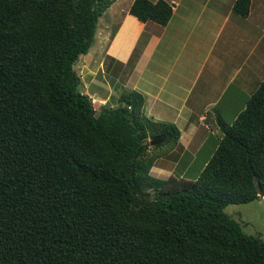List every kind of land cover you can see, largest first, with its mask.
I'll return each instance as SVG.
<instances>
[{
    "label": "trees",
    "instance_id": "16d2710c",
    "mask_svg": "<svg viewBox=\"0 0 264 264\" xmlns=\"http://www.w3.org/2000/svg\"><path fill=\"white\" fill-rule=\"evenodd\" d=\"M114 1L0 0V264H264V241L224 212L264 196V77L196 178L151 175L177 128L136 90L95 107L74 68ZM127 13L165 25L172 5Z\"/></svg>",
    "mask_w": 264,
    "mask_h": 264
},
{
    "label": "crops",
    "instance_id": "0c3cea01",
    "mask_svg": "<svg viewBox=\"0 0 264 264\" xmlns=\"http://www.w3.org/2000/svg\"><path fill=\"white\" fill-rule=\"evenodd\" d=\"M165 1L172 5L165 25L129 16L132 0L106 9L110 23L99 19L96 32L103 52L97 72L121 91H138L147 118L177 128L176 144L158 147L150 174L165 179L196 172L188 177L194 179L218 144L221 124L232 123L264 77V5L253 9L251 0L248 15L239 17L234 0ZM101 84L106 96L98 100H113Z\"/></svg>",
    "mask_w": 264,
    "mask_h": 264
},
{
    "label": "rangeland",
    "instance_id": "374dc122",
    "mask_svg": "<svg viewBox=\"0 0 264 264\" xmlns=\"http://www.w3.org/2000/svg\"><path fill=\"white\" fill-rule=\"evenodd\" d=\"M253 3H254L253 6L254 9L261 5H264V0H253ZM99 19H101V23L103 25L104 24L109 25L110 22H109L108 10L107 11L105 10ZM98 28L99 25H97L96 32H98L99 30ZM99 39H100L99 36L96 35L95 33L94 43L91 45L89 51L85 55H83L85 60L84 61L80 60L79 62H77L74 68L77 71V73L80 75L81 78L80 90L83 93L87 94L88 96H94L96 94L97 95L96 99L102 96H106L105 94L102 93L103 88L101 89L99 88L100 85H102L101 83H104L106 85L105 88L107 89V93L109 94L111 92L113 97V100L110 99V100H106L105 102L110 105L111 104L116 105L117 103V101L115 100L117 97L116 94L121 93V90L118 88V86L120 87V84L119 83L113 84L110 81L109 77H107L105 74L100 72V69L97 72L98 62L103 55L102 50L98 48L97 40ZM104 61L108 62L112 60L110 57H107L106 59H104ZM112 63L115 62L112 61ZM95 72H97L98 75L100 74L96 78H94ZM91 79H98L99 82H93L91 81ZM96 85H98L99 87ZM95 103H96L94 104L95 107H99L98 103L97 102ZM167 145L168 144H162L160 148L164 149L167 147ZM203 151L204 150H202L201 153H199L198 159H200ZM195 174L197 173L189 172L186 174V177L188 178L189 176H194ZM224 212L232 216L237 221H239V223L242 225L241 227L243 228L244 232L248 234L256 235L261 240L264 241V196H262L261 200L258 201H252L242 204H230L224 209Z\"/></svg>",
    "mask_w": 264,
    "mask_h": 264
},
{
    "label": "water",
    "instance_id": "95a60500",
    "mask_svg": "<svg viewBox=\"0 0 264 264\" xmlns=\"http://www.w3.org/2000/svg\"><path fill=\"white\" fill-rule=\"evenodd\" d=\"M166 136L165 135H156L152 139L149 140V144L151 146L158 145L162 143L165 140Z\"/></svg>",
    "mask_w": 264,
    "mask_h": 264
},
{
    "label": "built area",
    "instance_id": "2783aa9c",
    "mask_svg": "<svg viewBox=\"0 0 264 264\" xmlns=\"http://www.w3.org/2000/svg\"><path fill=\"white\" fill-rule=\"evenodd\" d=\"M90 100L92 101V103L97 102L99 105H103V104H105V101H104V100H98V99H96V97H94V96H90Z\"/></svg>",
    "mask_w": 264,
    "mask_h": 264
},
{
    "label": "clouds",
    "instance_id": "9594fccd",
    "mask_svg": "<svg viewBox=\"0 0 264 264\" xmlns=\"http://www.w3.org/2000/svg\"><path fill=\"white\" fill-rule=\"evenodd\" d=\"M90 97V96H89ZM106 103V102H105Z\"/></svg>",
    "mask_w": 264,
    "mask_h": 264
}]
</instances>
